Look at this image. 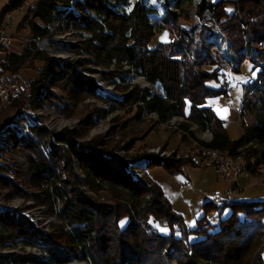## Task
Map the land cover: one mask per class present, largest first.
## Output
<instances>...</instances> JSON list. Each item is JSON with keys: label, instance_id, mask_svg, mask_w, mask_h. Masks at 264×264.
Returning a JSON list of instances; mask_svg holds the SVG:
<instances>
[{"label": "trees", "instance_id": "trees-1", "mask_svg": "<svg viewBox=\"0 0 264 264\" xmlns=\"http://www.w3.org/2000/svg\"><path fill=\"white\" fill-rule=\"evenodd\" d=\"M28 1L31 0H9L1 11L16 10ZM142 1L135 0L127 11L129 0H33L18 30L28 27L32 40L44 38L49 34L48 26L61 18L67 28L89 34L83 50L93 54L98 65L126 64L148 84L160 87V96L148 88L121 84L120 98L102 97L93 79L77 69L84 60L60 63L47 57L43 58L45 67L39 77L27 82L29 95L21 91L10 100V107L20 110L25 102L32 104L43 92L38 88L43 75H50V68L55 67L56 73L50 77L73 103L96 97L108 102L110 110L134 109L137 119L143 113H155L160 122L185 116L190 123L211 131L208 146L227 150L232 156L244 149L247 157L254 158L245 169L254 174V165L264 164V152L258 153L251 146L264 142V0H162L165 10L158 32L167 29L174 31L176 37L155 45L151 16L156 9ZM183 4L192 7L195 19L190 25H182V20L190 17ZM219 38L224 43L222 51L217 46ZM39 55V51L33 52L29 47L21 52L13 50L6 69L17 73L29 57L42 58ZM244 62L250 64L255 76L242 86L241 136L230 139L224 121L205 103L210 97L227 94L222 70L229 68L231 73L241 75ZM115 71L104 75H114ZM187 104L189 112L185 115ZM101 112L106 115L107 110ZM31 126L25 135L19 136L17 130V134L10 132L9 139L17 151L28 155L26 184L35 190L31 196L48 205L61 224L55 225L51 233H42L25 216L0 211L4 238L18 237L38 245L48 256H27L23 262L264 264L262 253L255 251L264 241V200L232 199L230 204L222 205L208 200L202 204L204 214L189 228L146 173V169L155 166H163L170 174L181 173L185 165L196 166L188 157L123 155L118 149L108 148L102 139L78 143L74 130L65 128L53 133L42 125ZM8 130L4 128L0 136L7 139ZM45 144L50 145L46 154L41 150ZM5 146L1 143L0 151ZM0 185L9 188V195L25 194L1 174ZM100 191L108 192L110 201L100 199ZM225 209L229 212L222 216ZM211 210H216V218H208ZM148 217L156 227L147 223ZM162 227L168 228L167 234L158 229Z\"/></svg>", "mask_w": 264, "mask_h": 264}, {"label": "rangeland", "instance_id": "rangeland-1", "mask_svg": "<svg viewBox=\"0 0 264 264\" xmlns=\"http://www.w3.org/2000/svg\"><path fill=\"white\" fill-rule=\"evenodd\" d=\"M154 1V6L157 7L159 0ZM0 2V4L4 5L9 2V0H0ZM32 2L33 0L24 3V5L21 6L23 10H16L14 13V21L6 29L7 34L13 36L11 47L13 50L21 52L24 48L29 47L33 52L39 51V57H42L37 59H32V56L29 57L17 72L23 84V93L29 95L30 88L27 82L39 77V74L45 67L46 59L43 58L50 57L60 61V63L71 62L76 59L84 60V63L77 69L84 75L93 79L97 87V93L102 97L120 98L122 93L119 86L121 84H135L141 88H148L151 93L159 94V96L161 95L160 87L155 84H148L144 78L126 64H121L119 66L112 63L110 67L98 65L95 62V56L83 50V42L90 38L85 33H77L69 29H62V31L57 30L54 39L60 42L58 45H55L53 42L46 43L43 47L34 45L28 27H24L21 31L18 30L20 21ZM183 9L190 12V17L186 20H182V25L192 24L195 19L191 11L192 7L189 6V4H183ZM174 10L178 12L177 9L174 8ZM38 23L41 24L39 21ZM173 32L174 31H169L171 40L176 37V34L173 36ZM158 33H160V31H156V35H159ZM156 39L157 36L153 38L152 42ZM211 40L215 41V37H212ZM63 41H65V43ZM217 46L221 51L224 50V43L221 38L217 40ZM54 55L69 56L71 59H56ZM113 70H116L114 75H104ZM241 70V75H235L230 72L229 68L223 69V80L225 81L226 88H228L227 94L209 98V103L214 106L216 111L220 114H225L226 117L223 120L224 126L227 129L228 135L233 139H238L241 136L239 110L241 108V99L243 95L242 86L250 82L255 76V71L251 70L248 62H244L241 65ZM49 73L50 75L55 74L56 68L51 67ZM50 75H43L44 79H42L38 87L41 88L43 92H40L41 95L38 96L32 104L25 102L20 110L11 108L9 103L0 107V132L6 127L9 129L8 133H5L7 139H2L6 146L0 151V174L11 180L12 184L14 182L16 186L21 189L22 193H25L9 195V188L0 185V211H15L25 216L33 227L40 230L42 233H51L55 225L61 224L60 219L51 211L48 205L38 203L33 196H31L35 190L31 184H26L28 182L26 170L28 155L26 152L17 151L15 147L12 146V140L9 139L10 132L13 131L16 133L17 130L19 136L25 135L28 133L30 126L35 124L42 125L53 133H58L65 128L74 130L77 135L78 143L95 138L102 139L108 144V148L113 147L118 149L117 152L123 155L135 154L140 156L143 153H157L163 157H172L174 154H177L188 157L195 165L196 163L207 160L196 149V142L199 141L198 137H204L202 135L208 136V132H203L205 129L198 124L190 123V121H187L188 123L184 120L182 121L180 116H173L168 121L160 122L157 115L150 113H143L141 117L137 119L134 118V109L131 111L122 109L110 110V104L108 102H104L103 99L96 97H85L82 101L73 103L66 92L55 84L54 78L50 77ZM104 109L105 111L107 110L106 115L101 112V110ZM37 113L40 114L37 115ZM181 117L186 119L185 116ZM209 132L211 133V131ZM251 146L258 153L264 152V147L260 148L261 144L254 143ZM156 149H158L157 152L155 151ZM41 150H43L45 154L48 153L50 145L45 144L41 147ZM160 153L163 154L161 155ZM247 155L248 153L243 149V151L234 156L236 157L237 164L243 169H245L247 164L254 161V158H249ZM140 160L142 159H138V161ZM254 166L256 169L255 173L251 174L249 172L248 177L254 175L257 178L252 177L254 179V182H252L254 184L252 185L256 183L260 185H251L253 188L245 186V192L247 193L246 197L256 196L257 193H259L262 200L264 199V164H257ZM193 168L195 167L190 165L187 167L188 172L192 176V181L196 179L195 171H197ZM74 169L80 177L83 176L77 166H75ZM168 174L170 178L177 175ZM138 175L141 174L138 173ZM196 188L197 186L191 190L192 192H183L181 196H190L194 199L196 197ZM215 191L223 192L224 190ZM215 191H213V193ZM97 196L104 201H110L111 198L110 194L106 191H100ZM171 206L173 211L181 214L183 218H188L192 211V208L187 207L182 200H179L175 205L171 204ZM138 213L142 216L141 211H138ZM125 220L126 219L120 221L121 226L126 222ZM147 223L156 227L150 217L147 218ZM163 228L164 227L158 229L164 232L168 231L167 227ZM4 237H6V233H1L0 231V255L6 256L3 259L0 258V264H34L30 261L23 262V258L27 256L39 259L48 258L45 251H42L41 247L38 245L29 244L18 237L10 240ZM255 251L260 254L262 253V256H264V241L255 247ZM63 264L89 263L72 260Z\"/></svg>", "mask_w": 264, "mask_h": 264}, {"label": "built area", "instance_id": "built-area-1", "mask_svg": "<svg viewBox=\"0 0 264 264\" xmlns=\"http://www.w3.org/2000/svg\"><path fill=\"white\" fill-rule=\"evenodd\" d=\"M134 1L135 0H129L130 4L126 7L127 11L131 8ZM142 2H144L146 6H151L156 9V12L152 13L151 23L153 31H158V28L162 24V17L164 15V1L159 0V3H157V7L154 6V0H143ZM20 9L23 10L22 7L16 10ZM16 10L8 11L4 13L0 18V107L4 104L9 103L11 99L16 97L23 90V84L19 77V74L10 70L8 71V69H6L9 54L13 51V49L11 48L13 36L7 34L6 29L14 21V13L16 12ZM48 27V36L44 38H34L33 40L35 45L43 47L46 43L51 42H53L55 45H58L60 42L55 40L54 37L57 34V30L62 31V29L74 30L77 33L82 32L89 36V34L86 33L84 30L67 28L61 18L55 20ZM173 36H175L174 32ZM63 42L65 43V41ZM54 57L56 59L62 60L71 59V57L64 55H54ZM160 93L162 94V91H160ZM38 114L40 113H37V115ZM150 114L156 115L155 113ZM180 118H182V121L184 120L187 122V120L183 117L180 116ZM203 132H208V136L202 135L204 137H198L199 141L196 142V149L204 158H206L210 162L215 176L229 184L228 189L224 190L223 192L215 191L212 196L209 197V200L215 205L230 204L232 202V194L234 192V187L238 184V177L240 175L249 176V171L247 169L241 168L236 162V157L230 155L227 150L208 146V143H210L212 139V133H210L208 130H205ZM3 138H5V136H0V144L3 143ZM262 147H264V142L261 144L260 148ZM155 151L157 152L158 149H156ZM160 154L162 155L163 153ZM180 187L181 189H188L190 185L184 182L180 185Z\"/></svg>", "mask_w": 264, "mask_h": 264}, {"label": "crops", "instance_id": "crops-1", "mask_svg": "<svg viewBox=\"0 0 264 264\" xmlns=\"http://www.w3.org/2000/svg\"><path fill=\"white\" fill-rule=\"evenodd\" d=\"M1 3V2H0ZM0 4V18L4 13H2V7L5 5ZM157 39L153 41V45L157 44L158 42H169L171 40V35L169 34V31L167 29H164L158 33ZM209 98L206 100L205 106L212 108V111L215 113V115L221 119L224 120L226 117L225 114H220L216 111L214 106L209 103ZM185 115L189 112V104L186 105L185 108ZM227 130V129H226ZM241 133L242 128L240 127ZM228 134V132H227ZM230 137V135H228ZM230 139H233L230 137ZM190 165V164H189ZM189 165L185 166L183 168V172L177 175H174L173 177H169V174L164 170L163 166H155L149 169H146V173L152 179L156 184L160 186L162 189V192L164 193L165 197L171 202L172 205H175L179 200H182L187 207L192 208V211L189 214L188 218H183L188 225L189 228H193L196 224V220L204 214V210L202 208V204L209 200V197L212 196L213 191L215 190H226L229 188V185L219 179L217 176H215L211 164L208 160L196 163L195 168H193L196 173V179L192 181V176L187 170V167ZM257 178L254 175L248 177L245 175H240L238 177V184L234 187V192L232 194L233 201H261V196L259 193L257 195L259 196H247V193L245 192V186L251 187L252 182H254L253 178ZM256 181V180H255ZM188 183L190 187L188 189H181L180 185L182 183ZM258 182V181H257ZM260 182V181H259ZM256 183V182H255ZM261 183V182H260ZM260 185L256 183L252 186ZM197 186L195 195L196 197L192 199L190 196H184L182 197V193L185 191L190 192L193 190V188ZM249 188V187H248ZM255 188V187H254ZM192 192V191H191ZM254 193V192H253ZM254 195V194H251ZM264 200V199H262ZM178 208V207H177ZM178 212V211H177ZM229 212V209H225L223 211V215L227 214ZM208 218L213 219L216 218V210H211L207 213ZM164 229V228H163ZM168 231H161L163 234H167Z\"/></svg>", "mask_w": 264, "mask_h": 264}]
</instances>
